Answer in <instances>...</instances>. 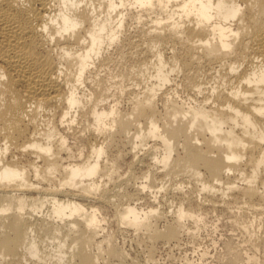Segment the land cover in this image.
<instances>
[{"label":"bare ground","instance_id":"1","mask_svg":"<svg viewBox=\"0 0 264 264\" xmlns=\"http://www.w3.org/2000/svg\"><path fill=\"white\" fill-rule=\"evenodd\" d=\"M245 3L242 22L232 23V0H220L215 9L204 0H191V6L189 0H90L93 31L78 55L79 75L70 79L48 58L36 31L47 9L35 0H0V69L17 95L15 105L0 107V264H99L103 253L123 262L128 254L122 245L110 234L100 235L102 205H115L116 223L142 231L152 242H178L191 230L186 219L195 230L202 221L192 208L201 192L208 205L220 202L233 212L252 237L255 253L228 245L234 261L229 262L264 264V0ZM79 4L65 0L55 10L58 31H77ZM213 13L230 30L226 24L196 26L194 21L207 24ZM132 19L134 34L124 30ZM138 44L142 50L130 51L141 54L134 63L99 73L101 66L113 65L111 48L121 61ZM127 79L141 87L126 93L130 104L123 110L117 98L126 92ZM178 85L192 95L179 99ZM69 134L88 148L78 160L74 139L64 148ZM116 139L122 148L109 157ZM142 144L149 147L137 155ZM123 148L152 164L141 172L144 181L136 175L140 183L134 186L131 180L133 190L126 186L130 178L106 186ZM234 172L240 184L229 180ZM185 174L194 178L192 187L184 189L182 178L168 184ZM144 190L146 207L130 201ZM159 192L170 205L177 199L167 221ZM161 218L166 223L158 228ZM45 241L51 248L44 249ZM154 250L151 244L146 259H154Z\"/></svg>","mask_w":264,"mask_h":264},{"label":"rangeland","instance_id":"2","mask_svg":"<svg viewBox=\"0 0 264 264\" xmlns=\"http://www.w3.org/2000/svg\"><path fill=\"white\" fill-rule=\"evenodd\" d=\"M136 25L137 24L133 19L128 20L127 24L125 25L124 30L126 29L127 32L132 34L136 28ZM135 38L136 37H133L132 39H135ZM138 45L141 46V48L139 46H137V47L135 46L136 48L133 47V48H130V50H129V48L127 50H125L127 52L126 55H128V56H125V59H123L124 61L121 60L122 62L120 60H117L119 58V56L118 55L116 56L117 53L116 52L114 53V51H113L114 49L111 48V50H112L111 52L113 53L112 56L114 57V58L112 57L113 60H111L113 65L111 64V62H109L108 64H105V67L107 65L106 68H104V66H101L103 69L100 67L99 73L105 74V73H108L109 71L113 73V72H115L117 67L119 68L121 66L119 64L125 65V63H128L126 65L129 66V64L134 63L135 62L134 59L138 58V56L140 57L141 54H135V53H132L130 51L131 50L135 51V50H139V49L142 50L144 44H142V45L138 44ZM138 52H140V51H138ZM127 60H128V62H127ZM118 61H119V63H117ZM115 62H116V64H115ZM105 71H107V72H105ZM124 84H125L124 88H126L127 90L125 93H122L119 98H117V99H119V101H118L119 108H123V110L127 109V107H129V104H130L128 101L129 99H128V95H127L128 91L129 92L137 91L141 87V85L137 86L134 82H132L131 79L125 80ZM169 85L171 87H175V84H171V82ZM181 88H183V87H181V85H178L177 89H179V90H177L176 95H178L179 97L178 96L177 97L179 99H188L189 96L187 94H189L190 96L192 94L187 93V92H189L188 90H186L184 88L181 89ZM112 100L113 99H111V97H110V98H108L107 101L111 103ZM68 139H69L68 142L70 145L74 144V143L78 144V145H76L77 146L76 149H75L76 146L74 147L75 144L72 145V151L74 150L73 151L74 153H76L75 150L78 152L82 147H87V146H85V143H83V142H82L83 144L80 145L81 144L80 140L75 141L73 136L70 134L68 136ZM71 139H72V141H70ZM73 139H74V143H72ZM117 139L115 140V142L117 141L118 144L115 145V142L113 141L111 143V145L109 146V149H108V156L109 157H110V155L113 156V155L117 154V152H115L114 150L118 151V148L121 146L120 141H118ZM78 141H79V143H78ZM150 142L153 143L154 141L152 142V139H151ZM150 142L148 140L147 144L149 143V145H150L151 144ZM147 144H145V145L142 144V145H140V147H138L139 150L137 151V153H138L137 155H141L143 153L141 150L144 151L149 147V145H148V147L146 146ZM78 146H81V147H78ZM120 148H122V146ZM84 149H85L84 154H86V152L88 151V148H84ZM110 149H111V151H110ZM123 150H124V148H123ZM113 153H115V154H113ZM133 156H134L133 152L127 153V152H125V150L123 151V155L118 157V165L119 166H117V169H116L115 173L113 174L112 181L107 182V185H106L107 187L112 188V186H114L113 185L114 182H116V181L120 182V181L125 180L127 178H130L128 181V183L130 185L129 184L126 185L129 190L134 189L133 187L135 186V183H137V184L140 183V179H141L140 176H142V174H143V173L141 174L142 170L143 171L146 170L148 168V166H149V168H151L152 164L150 163L149 159H145L143 161V163H141V162L137 161V159L135 158L136 156L135 157H133ZM133 159H135V160H133ZM131 161H134V163ZM135 161L137 163H135ZM138 162H139V164H138ZM147 162L150 163L151 165L150 164L148 165ZM131 163L133 165H131ZM130 172H133V173H130ZM129 173L132 175L131 177H128ZM160 173H161V171H160ZM160 173H159V171L157 173H155L156 174L155 177H157V174L159 176V178L158 177L156 178V180H158V181L161 179V177H163L162 173L161 174ZM136 175H139L140 179ZM236 176H238V174L236 172L230 174L229 180L233 179L234 181H236L237 184H240L241 180L238 178L239 176L238 177H236ZM137 177H138V179H137ZM180 178H182V180H183L182 185H184V189L192 187L191 185H193V184H191V183L194 181V178L190 175H187V174L176 176L173 181L172 180L168 181V184H171L172 182H175L176 180L179 181ZM134 179H136V180H134ZM101 180H103V178ZM131 180L133 181L134 186H132ZM142 180L144 181V179H141V181ZM145 190L143 191V194L140 196V197L143 196L144 199L137 197V200H136V198L135 199L133 198L130 201H132V203L136 202L135 204L138 203V205L146 207L148 205V203H146V202H148L147 201L148 197H145V196H148V191L145 192ZM201 193H198L200 195L197 194V197L195 198L196 202L194 201L192 203V208L194 210L198 209L199 212H201L202 221H200L197 229L195 230V228L192 227V224H193L192 219H190V218L186 219L188 226H191V230L182 232L181 233L182 235H180L181 237H180V239H178L179 240L178 242L177 241H171L169 243H167V242L165 243L164 241L159 240V239L152 242L142 234V231H136V230H133L131 228H127L124 225H120L119 223H116L117 221H116V217L114 214L115 213V207L113 208V206H115V205H113L112 203H111L112 205L110 203H108V204L106 203V204L102 205L103 208L100 209L101 210L100 214H101V216H103L104 220L102 221L103 230L100 232V235L103 236V235L110 234L112 236V238L115 240V243H117V245H119V246L122 245L121 247H123L126 250L125 252L128 255H127V258L125 261H123V262L119 261L118 262V260H116V259L107 258L105 253H103L101 255L103 258L101 259V256L99 258V264H103L104 261H105L104 264H133L134 261H135L134 264H139V262H140V264H198V263L200 264V262H202V263L204 262L203 264H227V262L229 264H231L229 261H232V262H234V261L232 259V256H233L232 253L229 252L230 249L228 248V245L234 247V249L235 250L237 249L239 252L247 251L249 253H251V252L255 253L254 248L251 246L250 241H251L252 237L250 238V233L248 231L244 230L240 224H238L237 222H235L233 220L234 219L233 212H231L227 208H223L220 205V202H217L215 204V206H213L210 203L208 205V203H206L207 200H205V198H204V194L203 193L201 194ZM217 193H219V191H217ZM161 194H162V192H159L157 194L158 199H162V201L160 202V207H161L160 211H164L165 217H163V218H165V220L167 221L170 219L172 212L176 209V207H175L176 202L175 201H177V199L174 197L175 201H173L174 203H172V205H170V202H169L170 200H168V198L167 199L162 198ZM163 200H165V201H163ZM200 202H202V205H198V203H200ZM109 204L111 206H109ZM239 204H241V203H239ZM261 217L262 218L260 219V221H261V224H260L261 228L260 229L264 230V217H263V215ZM163 218H161L157 221L158 222L157 223L158 228H163V225L166 223V221ZM118 225H120V226H118ZM254 228H255V226H254ZM151 244H153L154 248H155V250L153 252L154 259L148 260V259H146V257H147L146 253H147L148 247ZM48 245H49L48 241L43 242L44 249L51 248V246H48ZM202 254H204V255H202ZM257 256L259 258H262L260 251L257 252ZM108 260H110V261H108Z\"/></svg>","mask_w":264,"mask_h":264},{"label":"clouds","instance_id":"3","mask_svg":"<svg viewBox=\"0 0 264 264\" xmlns=\"http://www.w3.org/2000/svg\"><path fill=\"white\" fill-rule=\"evenodd\" d=\"M171 3L172 0H169ZM207 5H210L213 9L216 8L220 0H204ZM233 6L237 9L236 15L230 17L232 23L242 22L241 17L245 14L247 4L245 0H232ZM199 0H197V4ZM35 4L39 6L40 9H47V11H42L39 16V27L36 29L37 33L40 34V40L43 47L45 48L48 58L53 60L56 65L59 63L60 68L64 69V73H70V79L73 77H78L80 72V64L78 55L80 53L81 46L87 45L89 43L90 33L93 31V22L96 17L94 13H88L87 9L90 7V0H80V4L77 5L79 8L78 14V24L77 31L75 33L58 31L56 28V9H62L65 6V0H35ZM127 7H135L136 5L130 4ZM191 6V0H189V5ZM48 11L53 12V16L48 15ZM98 11V9H96ZM197 27H209L221 24L228 25V22L224 21L222 16H218L213 13L211 20L204 24L201 21H194ZM229 30L231 25H228ZM233 36H238L237 32H232ZM63 45V47H61ZM65 53H71L70 57H65ZM243 67V65H241ZM53 79H55L53 77ZM77 85L82 87V84L77 80ZM17 102V95L13 92L10 85V77L7 72L0 69V107L5 104L15 105ZM31 111V109H29ZM264 115V113H261ZM70 123H75L72 120ZM71 131V128H69ZM81 135H84L82 132ZM68 141H65L64 148L67 147ZM71 152V149H67ZM85 153V149L82 147L79 152L73 157L74 160H78L79 157Z\"/></svg>","mask_w":264,"mask_h":264}]
</instances>
